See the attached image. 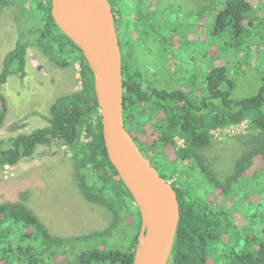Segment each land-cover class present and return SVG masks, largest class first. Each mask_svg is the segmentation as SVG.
<instances>
[{
  "label": "trees",
  "instance_id": "obj_1",
  "mask_svg": "<svg viewBox=\"0 0 264 264\" xmlns=\"http://www.w3.org/2000/svg\"><path fill=\"white\" fill-rule=\"evenodd\" d=\"M14 1L0 0V10ZM107 1L121 53L123 126L164 180L177 177L170 184L179 219L167 264H264V60L256 92L234 96L240 74L264 56V25L251 1ZM20 2L23 26L0 63V129L2 87L13 78L24 82L28 48L55 67L78 65L81 86L53 101L46 126L0 141V166L52 142L66 147L80 195L112 220L103 231L60 238L25 204L0 203V264H132L140 214L106 154L92 72L55 25L50 0ZM243 121L260 133L258 145L223 184L211 180L197 151L211 144L213 131ZM188 172L208 190L188 182ZM90 241L105 246L72 253Z\"/></svg>",
  "mask_w": 264,
  "mask_h": 264
},
{
  "label": "rangeland",
  "instance_id": "obj_2",
  "mask_svg": "<svg viewBox=\"0 0 264 264\" xmlns=\"http://www.w3.org/2000/svg\"><path fill=\"white\" fill-rule=\"evenodd\" d=\"M250 1L258 23L264 25V0ZM20 5V0H15L0 10V63L13 48L22 29L24 17ZM25 7H29V2L26 1ZM256 59L258 61L249 67L247 74H240L237 82L241 88H237L234 96L256 92L263 69L258 63L262 65L264 56L259 55ZM26 73L22 84L13 78L2 87L7 114L0 129V141L46 126L53 101L81 86L78 65L67 69L55 67L34 46L26 52ZM259 135L248 121L213 131L211 144L197 151L204 159L210 179L223 184L233 172L237 159L258 145ZM175 141L178 147H183L182 140L177 138ZM70 157L66 147L52 142L37 147L30 157L14 166H0V203L19 201L25 204L56 237H77L103 231L111 223L112 216L106 209L84 201L72 177ZM176 178L173 175L169 183L175 182ZM187 179L199 187L200 192L208 190L200 187L195 172H188ZM209 199L213 202L212 194ZM217 199L220 203L221 198ZM239 223L242 224V220ZM101 244L95 241L80 243L72 253L101 249L105 246Z\"/></svg>",
  "mask_w": 264,
  "mask_h": 264
},
{
  "label": "water",
  "instance_id": "obj_3",
  "mask_svg": "<svg viewBox=\"0 0 264 264\" xmlns=\"http://www.w3.org/2000/svg\"><path fill=\"white\" fill-rule=\"evenodd\" d=\"M86 10L78 0H50L57 28L80 49L93 76L108 159L140 214L132 264H167L179 219L178 201L123 126L122 64L114 15L107 0Z\"/></svg>",
  "mask_w": 264,
  "mask_h": 264
},
{
  "label": "bare ground",
  "instance_id": "obj_4",
  "mask_svg": "<svg viewBox=\"0 0 264 264\" xmlns=\"http://www.w3.org/2000/svg\"><path fill=\"white\" fill-rule=\"evenodd\" d=\"M80 4L88 11L92 12L95 9V2L93 0H78Z\"/></svg>",
  "mask_w": 264,
  "mask_h": 264
}]
</instances>
